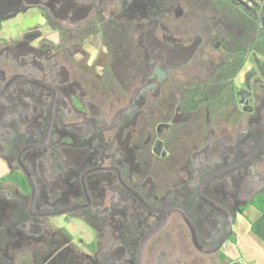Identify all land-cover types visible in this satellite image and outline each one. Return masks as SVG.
Masks as SVG:
<instances>
[{"label": "flooded vegetation", "instance_id": "af4514ba", "mask_svg": "<svg viewBox=\"0 0 264 264\" xmlns=\"http://www.w3.org/2000/svg\"><path fill=\"white\" fill-rule=\"evenodd\" d=\"M0 171V264H236L264 0H0Z\"/></svg>", "mask_w": 264, "mask_h": 264}, {"label": "trees", "instance_id": "16d2710c", "mask_svg": "<svg viewBox=\"0 0 264 264\" xmlns=\"http://www.w3.org/2000/svg\"><path fill=\"white\" fill-rule=\"evenodd\" d=\"M248 209H254L256 216L253 220L247 219L245 212ZM245 214L244 218L249 222V232L256 238L264 247V191L256 195L251 203L243 210ZM231 242L235 243V237L233 236Z\"/></svg>", "mask_w": 264, "mask_h": 264}, {"label": "crops", "instance_id": "0c3cea01", "mask_svg": "<svg viewBox=\"0 0 264 264\" xmlns=\"http://www.w3.org/2000/svg\"><path fill=\"white\" fill-rule=\"evenodd\" d=\"M2 171V170H1ZM0 171V173H1ZM246 221V219L243 217V216H238L237 219H236V231L234 230V237H235V243L233 242H229L226 244V253L229 257H232V252L229 251L230 249H235L237 251V260H234V262H237L239 260H242L245 262V264H256L255 263V259L251 256H246V257H243L241 255V253H243L242 251L244 250V248L246 250H248V253L250 252V248H252L254 246L253 243V240L250 238V241L245 237V235L241 232H238V227L239 226H243V222ZM247 222V221H246ZM247 225V228H246V231L250 229V225L249 223L247 222L246 223ZM239 253V255H238ZM263 260H264V254H263Z\"/></svg>", "mask_w": 264, "mask_h": 264}, {"label": "rangeland", "instance_id": "374dc122", "mask_svg": "<svg viewBox=\"0 0 264 264\" xmlns=\"http://www.w3.org/2000/svg\"><path fill=\"white\" fill-rule=\"evenodd\" d=\"M245 214L247 215V219H249V220H253L254 217L257 215L256 212L254 211V209H248L245 212ZM245 214H243V217H244ZM246 221L243 222V224H244L243 226H239L238 227L239 228L238 232L243 233L245 235V237L249 241H250V238H251L253 240V242H255V243H253L254 246L252 248H250V252L249 253H248V250H246L244 248V250L242 251L243 253H241V255L243 257H246L247 255L253 257L255 259V263L256 264H264V260H263L264 247L261 245V243L256 238L253 237V235L248 230L246 231V228H247L246 223L248 222V221L247 222ZM235 231H236V228H235ZM229 251L232 252V257H230V258L233 261L237 260V251L235 249H233V248L230 249ZM238 255H239V253H238Z\"/></svg>", "mask_w": 264, "mask_h": 264}, {"label": "water", "instance_id": "95a60500", "mask_svg": "<svg viewBox=\"0 0 264 264\" xmlns=\"http://www.w3.org/2000/svg\"><path fill=\"white\" fill-rule=\"evenodd\" d=\"M69 1L71 2V0H69ZM26 22H29V20L28 19H24L22 24H25ZM194 49H196V45H194L192 48H189V49L186 50V52H185V60L186 61H188L190 59ZM170 54L173 55V51H170Z\"/></svg>", "mask_w": 264, "mask_h": 264}, {"label": "built area", "instance_id": "2783aa9c", "mask_svg": "<svg viewBox=\"0 0 264 264\" xmlns=\"http://www.w3.org/2000/svg\"><path fill=\"white\" fill-rule=\"evenodd\" d=\"M236 264H245V262L242 261V260H239V261L236 262Z\"/></svg>", "mask_w": 264, "mask_h": 264}]
</instances>
